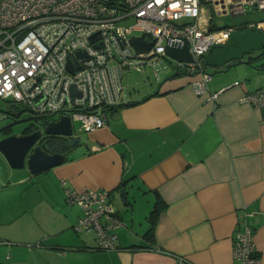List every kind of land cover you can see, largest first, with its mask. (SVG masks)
I'll return each instance as SVG.
<instances>
[{"label":"crops","instance_id":"1","mask_svg":"<svg viewBox=\"0 0 264 264\" xmlns=\"http://www.w3.org/2000/svg\"><path fill=\"white\" fill-rule=\"evenodd\" d=\"M230 69L202 98L189 75L124 94L106 127L87 134L86 151L54 168L57 180L39 183L44 197L0 203V264H241L233 246L243 212L253 214L264 264V112L238 101L261 86ZM122 185L132 193L120 213L113 201ZM66 190L109 193L122 223L112 230L115 250H97L93 231H73L82 212L67 204ZM156 196L166 209L147 240ZM14 205H23L21 215Z\"/></svg>","mask_w":264,"mask_h":264},{"label":"built area","instance_id":"2","mask_svg":"<svg viewBox=\"0 0 264 264\" xmlns=\"http://www.w3.org/2000/svg\"><path fill=\"white\" fill-rule=\"evenodd\" d=\"M255 11L264 12V0H0V101L49 122L68 116L74 137L92 134L106 127V108L123 104L125 73L170 60L165 47H180L184 41L193 62L170 60V65L174 74L196 76L191 88L202 98L211 80L203 73L202 58L210 48L225 45L236 30L255 27L264 32V20L219 28L213 16L241 17ZM212 26L217 30L211 31ZM144 34L153 38V47L136 55L130 39ZM238 101L264 112L262 90ZM65 198L82 212L73 231H93L97 250H115L112 230L122 223L109 193L66 190ZM252 217L243 212L234 234V258L241 264H260L254 257Z\"/></svg>","mask_w":264,"mask_h":264},{"label":"water","instance_id":"3","mask_svg":"<svg viewBox=\"0 0 264 264\" xmlns=\"http://www.w3.org/2000/svg\"><path fill=\"white\" fill-rule=\"evenodd\" d=\"M153 44L154 40L148 34L130 39L131 48L136 55L147 54L152 49ZM188 50L189 45L185 41L180 47L167 45L165 47V56L177 63L191 64L193 59ZM261 51H264V32L255 27L242 31L236 30L230 34L229 40L225 45H215L210 48L208 53L202 58V65L206 68L217 70L223 69L232 63H235L234 66L248 65V61H244V58ZM68 67L69 71L72 72V66L69 64ZM226 71L227 69L218 70L217 74L225 73ZM203 73L206 74L205 72ZM177 74H173L169 79H173ZM33 119V117L26 118L2 126L0 135L16 126L29 123ZM43 135L68 139L71 148H75L80 143L79 138L73 136L70 118L68 116H60L58 120L45 122L43 131H36L29 135H14L0 140V156L11 170L26 169L30 175H39L65 164L67 162L65 155L58 153L48 154L45 151L46 149L42 150L39 147L32 150ZM30 151L32 153L28 156L25 165V159ZM131 190V188L118 190V195L125 207L128 205V197L132 193Z\"/></svg>","mask_w":264,"mask_h":264},{"label":"rangeland","instance_id":"4","mask_svg":"<svg viewBox=\"0 0 264 264\" xmlns=\"http://www.w3.org/2000/svg\"><path fill=\"white\" fill-rule=\"evenodd\" d=\"M214 24L219 28L223 26H240L246 23H255L257 21L264 20V12H250L249 14L241 17H233L231 15L227 16H213ZM132 21L129 22L131 24ZM252 55V54H251ZM257 55L255 52L254 56ZM171 61L167 59H161L159 62L154 65H147L142 68V71H127L124 75L123 84L126 87L124 94L128 92L130 95L143 94V92L148 87H155L157 83L163 82L165 79L169 78L174 74L172 69ZM264 64V60H254L251 62L249 67L244 65H237L231 67L230 70H239L240 75L238 79L249 86L259 87L264 91V69L259 68L260 65ZM206 71V74L212 76L209 81V85L212 84L214 77L219 76L217 74V69L214 68H203ZM229 70V69H228ZM246 70V74H243V71ZM232 72V71H231ZM11 105L0 101V111L8 109ZM4 124V121H0V127ZM24 126L19 125L13 128L12 132L14 134H19L23 130ZM74 128L78 130L79 124L75 123ZM76 137L79 138L80 143L78 146L72 149V153L67 157V160H71L74 156L85 150V145L88 142L87 134L77 133ZM3 138V135H0V139ZM57 180L54 169L47 171L39 175H30L26 169L24 170H11L5 163V161L0 156V203L5 199L15 200V203H20L21 199H38L44 197L45 193L41 189H37L39 183L54 182ZM17 182H24L21 185H17ZM14 202V201H12ZM15 210L11 212L12 214H17V216L22 214L23 205H14L10 206ZM113 208L116 211L118 210L122 213L125 206H123L122 200L119 195H115L113 201ZM22 209V210H21ZM117 211V212H118ZM19 213V214H18ZM92 236V235H91ZM90 236V237H91Z\"/></svg>","mask_w":264,"mask_h":264},{"label":"flooded vegetation","instance_id":"5","mask_svg":"<svg viewBox=\"0 0 264 264\" xmlns=\"http://www.w3.org/2000/svg\"><path fill=\"white\" fill-rule=\"evenodd\" d=\"M1 112L2 111H0V113ZM3 112L5 113V115L4 116L0 115V121H4V124L2 126L9 125L13 121H19L22 119L33 117V116H30V115H27V114L21 112L20 110H18L14 106H10L8 109H6ZM33 118H34L33 121L26 123V124H23L24 128L19 134H14L12 132V130H13V128H12V129L7 130L6 133L1 134V135H3L2 139L10 137V136H14V135H29V134L36 132V131H43V124L49 120L45 119V118H37V117H33ZM2 139H0V140H2ZM37 147L41 148L42 150L46 149L45 151L48 154L58 153L61 155H65L66 158L72 153V149L69 146V140L65 139L63 137H48V136L43 135L37 141V143L32 148V150L37 148ZM31 153H32V151H30L27 154V157L25 159V165L27 162V158Z\"/></svg>","mask_w":264,"mask_h":264},{"label":"trees","instance_id":"6","mask_svg":"<svg viewBox=\"0 0 264 264\" xmlns=\"http://www.w3.org/2000/svg\"><path fill=\"white\" fill-rule=\"evenodd\" d=\"M216 27L215 26H212L211 27V31H216ZM255 53H253L252 55L248 56V57H245L244 58V61H248V66L251 65V62L254 61V60H259V61H262L264 60V51H261V52H257V55L254 56ZM235 63H232V64H229L227 65L226 67H224L223 69L224 70H228L230 69L231 67H234ZM204 68V66H203ZM259 68L261 69H264V64L260 65ZM219 70V69H218ZM217 70V71H218ZM180 75H186L185 73H182V72H178V74L176 76H180ZM120 107V106H118ZM118 107H115V108H106L105 112H109V111H114L116 110ZM17 108V107H16ZM125 185V184H123ZM123 185L121 187H119L117 189L120 190L122 189ZM166 209V205L165 203L158 197L156 196V199H155V203H154V206H153V209L152 211L150 212L148 218H147V221H148V224H149V228H148V231L146 232V234L144 235V238L147 239V240H151L153 238V233H154V228H155V224H156V221L157 219L159 218L160 214ZM251 226V229H252V235L254 236V229L252 227V225L250 224ZM97 249V248H96ZM254 257L255 258H258V255H257V252L255 250L254 252ZM259 259V258H258Z\"/></svg>","mask_w":264,"mask_h":264}]
</instances>
